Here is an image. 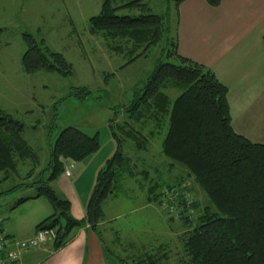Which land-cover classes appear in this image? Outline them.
I'll list each match as a JSON object with an SVG mask.
<instances>
[{
	"label": "trees",
	"instance_id": "obj_1",
	"mask_svg": "<svg viewBox=\"0 0 264 264\" xmlns=\"http://www.w3.org/2000/svg\"><path fill=\"white\" fill-rule=\"evenodd\" d=\"M114 1L101 0L99 12L86 20L87 32L111 33V37L124 39V44L130 46L126 48L128 53H132L140 46L143 49L153 46L164 31H169L171 18L173 23L176 20L175 7L182 0H164L165 7L159 14L151 12L144 0H128L118 6L113 5ZM203 1L211 7L218 4V0ZM169 3L174 8L172 16ZM138 6L143 13L135 16L117 13L120 9ZM22 37L25 50L20 65L24 74L48 71L65 75L70 65L59 53L51 52L42 41H36L29 34ZM169 40L172 44L170 50H166L165 59H157L143 85L133 89L127 106L120 109L127 119L154 118L159 125L156 130L164 128L161 155L192 177L207 205L197 217L190 216L197 205L186 194L183 177H179L173 187L153 182L147 189V200L158 207L162 197L169 195L167 207L173 214L167 211L166 221L183 229L179 238L182 256L178 264H264V143L250 142L233 132L226 88L211 71L176 53L174 34L171 38L165 37V43ZM168 87L179 90L171 102L164 92ZM69 96L84 99L91 95L82 87H72ZM149 111L154 112L153 115ZM23 130L20 121L0 110V173L4 174L0 181L16 174L19 161L29 159L33 167L38 165L36 154L22 138ZM108 131L115 150L97 171L82 219L70 216L68 201L56 194L50 183L63 172L64 160L79 162L97 150L96 132L87 134L80 128L64 126L53 140L48 136L47 159L38 178L9 190L29 187L35 191L31 199L43 196L49 200L53 212L36 224L35 230H54L53 249L65 244L74 228L87 226L101 238L98 229L102 219L101 204L122 174L132 175L129 158L122 152L123 140L111 126ZM128 132L135 148L147 145L142 137ZM25 200L27 197L19 198L15 204ZM155 248L150 247L148 252L140 249L135 259L127 260L118 254L113 257L117 264H163L168 258L167 241L160 240Z\"/></svg>",
	"mask_w": 264,
	"mask_h": 264
},
{
	"label": "rangeland",
	"instance_id": "obj_2",
	"mask_svg": "<svg viewBox=\"0 0 264 264\" xmlns=\"http://www.w3.org/2000/svg\"><path fill=\"white\" fill-rule=\"evenodd\" d=\"M127 1L116 0L113 5H122ZM100 2L101 0H0V110L24 125L22 138L36 154L38 163L33 167L29 159L19 161L16 174L0 181V224L2 219L3 227L17 228L20 225L27 237L36 224L53 212L49 200L43 196L30 198L13 209L10 208L17 198L33 196V188L18 192L9 190L17 184H30L38 178V172L47 159L48 136L50 141L53 140L64 126L80 128L87 134L96 132L97 150L81 160L89 170L96 162L95 159L110 153L112 140L108 127L111 126L123 140L122 152L129 158L128 165L132 175L122 174L111 194L101 204L102 219L98 224L100 237L109 251L127 260L135 259L141 248L148 252L150 247L156 249V243L160 240L167 241L168 258L163 264H178L177 260L182 256L179 238L183 229H177L175 224L166 221L167 211L173 214L167 207L169 195L166 193L162 197V204L155 207L147 200V189L153 182L173 187L179 177H183L186 194L197 205L191 211V217H197L201 213L202 208L207 205L206 198L192 177L185 175L181 166L171 164L161 155L160 142L164 128L156 130L159 125L154 118L146 119L143 116L138 121L127 119L120 109L127 106L133 89L143 85L157 59H165L166 50H170L169 45L172 44L171 40L165 43V37L173 36L174 23L171 18L169 31H164L153 46L145 49L140 46L128 53L126 48L129 49L130 46L124 44V39L111 37V33L105 35L87 32L86 20L99 12ZM143 2L156 14L162 12L166 3L164 0ZM140 4H143L142 1ZM139 6L136 9H120L117 13L135 16L143 13L142 9V12L138 10ZM168 7L172 16L173 4L169 3ZM70 13L73 14V23L78 25L71 34L68 33L67 26ZM23 34L42 41V45L51 52L59 53L70 65L65 75L48 71L24 74L20 65V58L25 50ZM72 87H82L91 96L84 99L73 98L69 96ZM164 92L171 102L179 90L168 87ZM149 112L150 115L154 113ZM128 131L142 137L147 145L135 148ZM150 132L153 138L148 136ZM64 173L69 175L68 169L65 168ZM2 177L4 174L0 173V178ZM80 179L79 188L84 192L90 188L92 181L88 186L87 172ZM109 220L125 223L126 229L115 228L126 230L134 238H140L145 233L142 231L148 228L153 231L150 235L155 237V243L149 247L148 235L145 242L129 238L141 246H136L137 251L125 246L123 251H119V243H115L106 231L110 227L107 224ZM109 241L111 244H108ZM46 245L50 243L47 242Z\"/></svg>",
	"mask_w": 264,
	"mask_h": 264
},
{
	"label": "crops",
	"instance_id": "obj_3",
	"mask_svg": "<svg viewBox=\"0 0 264 264\" xmlns=\"http://www.w3.org/2000/svg\"><path fill=\"white\" fill-rule=\"evenodd\" d=\"M175 16L173 34L176 53L211 71L216 80L226 88L233 132L250 142L263 144L264 0H218L214 7L208 6L203 0H182L175 7ZM72 17L71 13L67 17L69 34L74 33L78 27L73 23ZM48 148L47 142V151ZM114 150L115 144L112 140L110 153L95 159L96 162L89 170L81 161H63V167L68 169L69 175L60 173L50 183V187L68 201L69 214L73 219L80 220L84 217V209L97 171ZM85 172L88 174V186L91 181L92 183L88 190L82 192L79 188L82 180L80 177L84 176ZM23 189L25 187L14 192ZM31 197L28 196L27 200ZM15 202L11 209L19 205ZM2 224L1 219V230L13 240L27 239L35 231L34 227L25 237L24 229L20 228V225L10 228L3 227ZM107 224L110 227L106 231L115 243H119V251H123L124 246L135 250L136 246H141L136 242L137 239L145 242L147 235L149 247L155 243V237L150 235L153 231L148 228L142 231L145 233L141 232L140 238H134L127 234L126 230L115 228L126 229L125 223L109 220ZM129 238L136 241H130ZM67 239V242L57 249H53L52 241L47 240L38 247L23 252L20 264H117L114 254L105 247L104 240L98 238L87 226L72 229ZM47 242L50 245H46ZM108 244H111V241Z\"/></svg>",
	"mask_w": 264,
	"mask_h": 264
},
{
	"label": "built area",
	"instance_id": "obj_4",
	"mask_svg": "<svg viewBox=\"0 0 264 264\" xmlns=\"http://www.w3.org/2000/svg\"><path fill=\"white\" fill-rule=\"evenodd\" d=\"M54 238V230L45 228L35 230L31 237L24 240L8 238L0 230V264H20V257L23 252L38 247L47 240L52 241Z\"/></svg>",
	"mask_w": 264,
	"mask_h": 264
}]
</instances>
